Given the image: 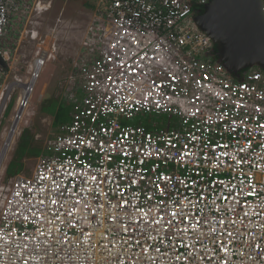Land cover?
Listing matches in <instances>:
<instances>
[{
	"label": "built area",
	"instance_id": "built-area-1",
	"mask_svg": "<svg viewBox=\"0 0 264 264\" xmlns=\"http://www.w3.org/2000/svg\"><path fill=\"white\" fill-rule=\"evenodd\" d=\"M209 2L100 0L71 123L0 189V264H264V71L217 60L194 21ZM51 4L0 0L3 62L14 21L36 37ZM37 55L13 84L0 64V96Z\"/></svg>",
	"mask_w": 264,
	"mask_h": 264
},
{
	"label": "crops",
	"instance_id": "crops-1",
	"mask_svg": "<svg viewBox=\"0 0 264 264\" xmlns=\"http://www.w3.org/2000/svg\"><path fill=\"white\" fill-rule=\"evenodd\" d=\"M53 1L54 0H47V2H45L53 4ZM52 12L53 9L51 7L48 11L40 14L39 21H35L32 18V24L34 27L29 26V28L35 30V32L37 33V36L33 38L26 31L28 30V24H26L27 26L25 27V21L23 23L19 22V19H16L14 21L11 30L9 31L5 39L8 47L12 51V59L9 62H4V70L8 74V83L13 84L15 82V77L27 80L30 75L31 65L34 64L36 59L38 58L37 53L39 51H41V53H44L45 55L53 53V57L49 59L46 58L44 65H42V67L40 68V73L34 85L33 93L36 89L39 90V102L43 101L46 98L47 100L50 99V101L52 100L53 102H58V106L60 104H64L66 106L64 109H62L61 107L57 109V106L56 109L52 112L53 116L45 114L44 107H40V112L52 119L53 127L57 124V128H55L53 131L52 138H54L63 133L61 131L62 126L69 125L71 123L75 111V106L78 105L84 97L81 79L77 75L75 83H72L70 77L72 76V74L76 73V69L80 66V64L88 58V49L86 42L88 38L89 27L95 22V19L98 16L99 12H97V15L91 23L90 18L87 17V19L85 20V25L84 23H80L77 21V17L79 15H82L83 13H86L85 11L79 13V15L76 17V20L70 19L65 15V7H61L60 9H58L54 17L50 15ZM39 17L36 16L34 18L36 19ZM45 18L48 19V24L45 23ZM88 22L90 23L89 26ZM54 45H56L55 51L53 48ZM64 61H67V64H69L70 66V70L72 69L74 71L67 74L65 81L62 82L61 89L56 92L54 96L49 98V96H47V87L48 84L49 86L51 85L50 76L55 72V68L61 66ZM42 74L44 75V77H42L41 81ZM40 84H42L41 88ZM25 86H22L23 92ZM3 106L4 104L0 106V113L3 110ZM18 107L19 104L16 108L12 123L16 119ZM7 131L8 130L3 133V138L5 135H7ZM6 141L7 139L4 138V145H6ZM46 143L42 149H39L40 153L36 156L37 162L42 155L48 154ZM9 147L11 146L9 145Z\"/></svg>",
	"mask_w": 264,
	"mask_h": 264
},
{
	"label": "rangeland",
	"instance_id": "rangeland-1",
	"mask_svg": "<svg viewBox=\"0 0 264 264\" xmlns=\"http://www.w3.org/2000/svg\"><path fill=\"white\" fill-rule=\"evenodd\" d=\"M47 2V0H45ZM52 1V0H51ZM53 12L50 14L54 17L61 7H65V15L68 16L70 19H75L79 15V13L85 11L82 15L77 17L78 22L86 24L85 20L90 18V23L93 21L97 12H102L103 8L100 5V0H54L53 4L51 5ZM40 15L34 14L33 20L39 21ZM50 16V17H51ZM86 17V18H85ZM45 23L48 24V19L45 18ZM88 22V26L90 24ZM67 59V58H66ZM64 59V60H66ZM74 70H70L69 64L67 61H64L61 66L55 68V72L53 75L50 76L51 85L47 87V96L52 97L56 92L61 89L62 82L65 81L67 74L73 72ZM31 74L29 75L30 79ZM44 75H41V81ZM42 84H40L41 88ZM53 95H52V94ZM22 94V87L16 88V90L12 93V96L9 101L6 102L4 105L2 112L0 113V189L3 186H7L9 181L19 175L30 176L36 166L37 163V154L30 152L29 154L25 155L22 161V169L21 172L12 178H7V171L8 166L12 162L15 156H18L16 153L17 147L22 144L23 138L29 137V141L34 149L39 150L42 149L45 143L50 140L53 136V131L56 126L53 127L52 119L49 118L47 115L53 116V111L58 106V102H53L47 100L46 98L43 101L39 102V90L36 89L34 93L30 94V99L27 107L24 108V112L22 113V117L18 124V128L16 129V133L14 134V138L12 139V145L9 147L8 151L1 157V154L4 149V138L8 137V133L10 128L12 127V119L15 115L16 108L20 102L19 98ZM32 97V98H31ZM19 101V102H18ZM44 107V113L40 112V107ZM64 109L66 106L64 104H60L57 109L59 108ZM131 124H141L142 126H147L150 129H178V120L169 117V116H151V115H142L138 116V118L131 122ZM8 130L7 135L3 138V133ZM53 139V138H52ZM0 210H1V201H0Z\"/></svg>",
	"mask_w": 264,
	"mask_h": 264
},
{
	"label": "water",
	"instance_id": "water-1",
	"mask_svg": "<svg viewBox=\"0 0 264 264\" xmlns=\"http://www.w3.org/2000/svg\"><path fill=\"white\" fill-rule=\"evenodd\" d=\"M194 21L211 39L215 57L230 74L240 77L253 68L264 71V0H210ZM0 64L4 67L1 57ZM28 100L23 99L16 122Z\"/></svg>",
	"mask_w": 264,
	"mask_h": 264
},
{
	"label": "bare ground",
	"instance_id": "bare-ground-1",
	"mask_svg": "<svg viewBox=\"0 0 264 264\" xmlns=\"http://www.w3.org/2000/svg\"><path fill=\"white\" fill-rule=\"evenodd\" d=\"M37 67H38V71H36V73L34 74V77H33V80L32 81H30L29 82V84H25L24 86H25V88H24V92H23V96H22V98H21V100H20V103H19V107H18V111H19V109L22 107V105H21V102H22V99L23 98H26V97H28L29 98V95L33 92V90H34V85H35V83H36V81H37V79H38V76H39V73H40V68L42 67V65H39V63H38V65H37ZM36 67V68H37ZM18 85H20V84H15V86H18ZM23 85H21V87H22ZM10 91H11V89H8V90H6L5 92H4V94H3V96H0V106L2 105V104H4V105H6V101H7V99H8V97H9V94H10ZM22 91H23V89H22ZM27 105V104H26ZM4 107V106H3ZM23 112H24V110H23ZM22 112V113H23ZM22 115V114H21ZM17 121V118L15 119V121L13 122V124H12V127L10 128V131H9V133H8V137L6 138L7 139V141H6V145H5V149L3 150V152H2V158L4 157V155L6 154V152L8 151V147H9V145H10V143H12L11 141H12V139L14 138V134L16 133V129L18 128V124H19V121L18 122H16ZM15 125V126H14Z\"/></svg>",
	"mask_w": 264,
	"mask_h": 264
},
{
	"label": "trees",
	"instance_id": "trees-1",
	"mask_svg": "<svg viewBox=\"0 0 264 264\" xmlns=\"http://www.w3.org/2000/svg\"><path fill=\"white\" fill-rule=\"evenodd\" d=\"M23 142L17 147L16 153H18V156H15L8 166L7 171V178H12L17 176L22 169V161L25 157V155L29 154L30 152L35 154H39L40 150H36L32 147L31 142L29 141V137H26L22 139Z\"/></svg>",
	"mask_w": 264,
	"mask_h": 264
},
{
	"label": "flooded vegetation",
	"instance_id": "flooded-vegetation-1",
	"mask_svg": "<svg viewBox=\"0 0 264 264\" xmlns=\"http://www.w3.org/2000/svg\"><path fill=\"white\" fill-rule=\"evenodd\" d=\"M198 15H199V14H198ZM198 15H197V16H198Z\"/></svg>",
	"mask_w": 264,
	"mask_h": 264
}]
</instances>
